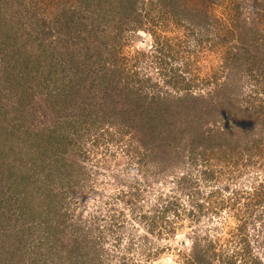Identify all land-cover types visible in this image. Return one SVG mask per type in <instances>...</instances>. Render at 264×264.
<instances>
[{"label":"rangeland","instance_id":"374dc122","mask_svg":"<svg viewBox=\"0 0 264 264\" xmlns=\"http://www.w3.org/2000/svg\"><path fill=\"white\" fill-rule=\"evenodd\" d=\"M172 1H139L143 11L180 9L178 21L158 29L154 14L140 26L122 12L100 23L93 11L100 0L94 7L0 0V264H187L193 242L216 220L244 223L254 253L264 251V154L241 167L216 159L213 177L190 158V148L203 151L208 138L220 157L228 146L263 137L255 115L237 120L233 110L218 108V98L190 106L159 98L174 93L167 76L188 59L202 66L200 83L228 58L230 42L213 49L215 30L198 25V12L206 8L211 20L229 23L232 3L246 18L261 0L211 7L207 0ZM256 52L263 58L264 45ZM200 88L207 94L214 86L195 84L192 91ZM151 116L161 125L152 140ZM183 174L194 180L184 182ZM245 185L260 195L232 194ZM216 190L220 211L195 210V195L207 208Z\"/></svg>","mask_w":264,"mask_h":264},{"label":"trees","instance_id":"16d2710c","mask_svg":"<svg viewBox=\"0 0 264 264\" xmlns=\"http://www.w3.org/2000/svg\"><path fill=\"white\" fill-rule=\"evenodd\" d=\"M82 1L89 6L94 7L92 0ZM139 1L140 0H100L101 8L93 9V11L97 13L95 19L98 18L97 21L100 20L101 23L102 20L106 19L105 16H115L117 13L122 12L124 15L132 14V17L135 18V23L140 26V24H144V21L141 18H146L145 15L150 17L154 14L153 16L160 17V21L153 24V26H156L159 29L160 22L162 27L166 24L168 25L173 20L178 21L180 18V9H169V6H166V4L162 8L153 9L151 7L146 8L145 11H143V9H140L138 6ZM163 1L164 0H148V2L155 5H158L159 2L164 3ZM220 2L222 1L207 0V3L210 5L209 7L218 3L220 4ZM260 2L261 3L257 5L258 7H249L251 11L246 18L245 16H247V14L244 12V7H240L241 4L236 2L232 3V9V6L228 7L229 4L225 3L224 6L226 5V10H229L230 8L232 10V17L228 19L229 23L226 19L218 18L217 16H214L211 20V16L205 14V12L209 13V10L206 8L204 9L203 14L198 12V25L203 22L204 25L206 24L205 27L208 30H215L212 36L213 49H217L223 43L230 42L228 58L222 61L220 68L215 71L212 79H208L207 76L204 79V77H201L200 75L201 85L206 86L211 84L214 86V89L207 92V94L205 93L204 88H200L201 92L199 93L192 91L195 84L196 86L200 85V83H197L199 75L196 74V71H199V69L201 70L202 66L197 65L196 60L188 59L183 63V66L177 69L174 68L172 75L167 76V85L174 86L172 88L168 87L169 92L174 93H163L159 98L163 101L172 100L180 105L187 103V106L197 103L196 101L199 99L204 102L208 97L211 103L215 98H218V108L222 105L225 114H228L229 112L231 113V110H233L234 116H237V120L244 119L245 116L247 118L249 113L254 114V120L252 121L253 127H259L261 128V131H264V57L259 59V54L256 52V50H259V48L264 45V0H261ZM171 4H173L172 0L170 2V5ZM244 14L245 16L241 17V15ZM119 26L121 27V25ZM207 26L211 27L208 28ZM153 35L154 34L152 33V36ZM230 36L232 40H229ZM153 38L155 39L154 36ZM156 40L160 41L161 37H156ZM233 40H236V42L232 43ZM161 42H163V40H161ZM199 42L203 44V38L199 39ZM199 51L201 52L203 50L199 49L198 53H200ZM221 78H224V81H221ZM241 78L245 79L247 84H249V89L245 87V81H241ZM243 101L248 104V107L245 106L244 108V105H240ZM227 104H232L233 108L231 107L232 109H229V107L226 106ZM155 115L158 117L157 119H160L159 116H163L164 113L159 109L156 110ZM157 119L152 116L149 118L151 122H155L149 126L151 130L149 131L148 136L151 140L155 137V129L161 126L159 125L160 123L157 124ZM226 119H228V117ZM242 122L244 123V121ZM245 124H247V121ZM222 129L225 128L222 127ZM211 131H214V129ZM183 132V129L180 130V133ZM204 141L205 147L203 151H200L198 145L190 148V158L194 163L201 161V168L205 167V169L202 170L205 177L215 176L216 171L213 169L211 170L209 165L212 164V161L215 163L216 159L219 162L226 164V166L241 167L243 162H250L255 156H259V153L264 154V136L259 138L253 137V139L246 142V144H237V147H233V145L228 146L229 150L232 149L231 152L223 154L220 157H217L220 154H214L216 151L212 150V152H210L211 148L214 147L211 144V138ZM185 146L186 148L188 147L187 145ZM242 147H245L246 149ZM219 149L222 148L220 147ZM1 152L2 151H0V153ZM45 155H48V153ZM138 155L140 158L142 154ZM198 156H201L202 158L199 159ZM44 157L45 156H41L40 158ZM55 160L61 161L57 158ZM58 165L59 162H56L57 168H59ZM245 171L246 169L243 168L240 173L243 174ZM185 175L186 174H183V176ZM184 178V182H186V179L194 180L192 176H185ZM252 185H254V182H252ZM259 187L262 188V195L264 185L261 186L260 183ZM241 189L236 190V192H233L232 194L236 196L240 191H243V197H255L254 195H260L259 190L255 191L248 185H245L243 190ZM217 191L218 190L209 195L208 202L210 207L207 208L205 203L199 201L200 197L195 195L193 200L196 206L195 210L200 213H202V211H220L221 206L218 205L217 201H213V197ZM219 193L220 191H218V194ZM260 199L261 198L256 199L257 204L262 202ZM262 199H264V194ZM175 203L177 202L172 201L173 205H175ZM239 216L240 215L238 214V217ZM234 218H236V216ZM245 220H247V218H245L243 222H245ZM227 227L229 228L226 229ZM206 230L207 233L199 235L193 242L195 246L192 255H185L187 264H264V251L261 253H254L252 241L248 236L244 223L237 224L235 227H230L225 226V222H219V220H216V222L212 221V225ZM262 250H264V243Z\"/></svg>","mask_w":264,"mask_h":264}]
</instances>
